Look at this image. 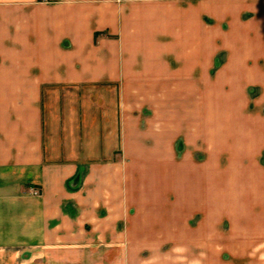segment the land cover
Wrapping results in <instances>:
<instances>
[{"label":"crops","instance_id":"crops-1","mask_svg":"<svg viewBox=\"0 0 264 264\" xmlns=\"http://www.w3.org/2000/svg\"><path fill=\"white\" fill-rule=\"evenodd\" d=\"M263 117L264 0H0V264H264Z\"/></svg>","mask_w":264,"mask_h":264},{"label":"rangeland","instance_id":"rangeland-1","mask_svg":"<svg viewBox=\"0 0 264 264\" xmlns=\"http://www.w3.org/2000/svg\"><path fill=\"white\" fill-rule=\"evenodd\" d=\"M222 116H226L227 118L230 117V114H226V115H222ZM264 118V117H263ZM260 126L264 129V122L260 120ZM263 151H261V156L260 159H258V164L256 162L250 163L247 166H244V168L248 167V170H246V172H244L242 175L241 174H236V171L234 169H237L240 166V161L241 159H237V163H233V158L230 161V159L228 158H223L222 162H224V164L226 163V167H225V173H226V180L231 182V183H243L246 182L247 180H249V177H260L263 175L264 176V171L262 172V170H264V149H262ZM246 158H244L243 160H245ZM226 161V162H225ZM251 166V167H249ZM261 170V171H259Z\"/></svg>","mask_w":264,"mask_h":264}]
</instances>
